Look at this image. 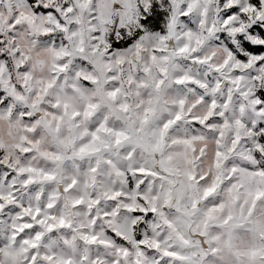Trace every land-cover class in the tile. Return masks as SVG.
Instances as JSON below:
<instances>
[{"label": "snow or ice", "instance_id": "6c2138e0", "mask_svg": "<svg viewBox=\"0 0 264 264\" xmlns=\"http://www.w3.org/2000/svg\"><path fill=\"white\" fill-rule=\"evenodd\" d=\"M0 264H264V0H0Z\"/></svg>", "mask_w": 264, "mask_h": 264}]
</instances>
